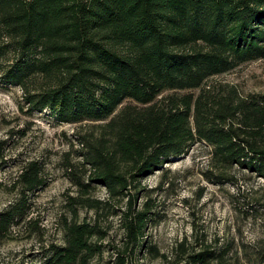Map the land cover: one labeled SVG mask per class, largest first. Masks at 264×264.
<instances>
[{"label": "trees", "instance_id": "16d2710c", "mask_svg": "<svg viewBox=\"0 0 264 264\" xmlns=\"http://www.w3.org/2000/svg\"><path fill=\"white\" fill-rule=\"evenodd\" d=\"M261 58L264 0H0V83L21 90L27 114L48 109L59 123L86 127L64 162L77 190L64 244L51 247L45 264H89L111 201L123 204L112 212L123 233L112 264L156 255L154 204L136 206L148 196L142 181L159 170L165 177V164L196 143L209 147L212 180L235 182L232 170L264 180V93L210 83ZM14 177L19 197L0 211L1 237L46 184L45 166L26 160ZM94 186L105 199L91 196ZM78 208L94 219L77 220ZM223 254L204 249L187 261L211 264Z\"/></svg>", "mask_w": 264, "mask_h": 264}, {"label": "rangeland", "instance_id": "374dc122", "mask_svg": "<svg viewBox=\"0 0 264 264\" xmlns=\"http://www.w3.org/2000/svg\"><path fill=\"white\" fill-rule=\"evenodd\" d=\"M210 83L236 85L244 94L264 93V58L245 62ZM21 96L19 88L0 83V141L7 142L0 152V211L19 197V187L11 183L24 161L43 162L46 184L28 194L27 213L7 237L0 236V264H45L51 247L64 244V219L72 217L68 197L77 195L64 162L75 157V134L86 127L59 123L48 109L27 114ZM209 156V147L196 143L187 155L165 164V177L159 170L142 181L148 196L140 194L136 206L149 198L154 204L148 234L158 253L128 264H188V254L204 249L224 253L211 264H264V180L232 170L235 182H216L211 176L218 170ZM90 194L95 199L107 196L100 186ZM106 207L99 218L105 236L96 239L101 251L89 264H112L121 244L120 216L112 212L123 204L111 201ZM77 213V220L94 219L88 208Z\"/></svg>", "mask_w": 264, "mask_h": 264}]
</instances>
